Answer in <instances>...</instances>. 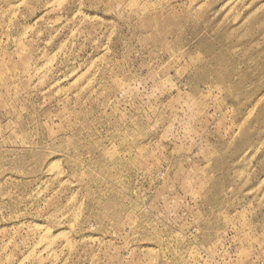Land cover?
Segmentation results:
<instances>
[{
  "label": "rangeland",
  "instance_id": "1",
  "mask_svg": "<svg viewBox=\"0 0 264 264\" xmlns=\"http://www.w3.org/2000/svg\"><path fill=\"white\" fill-rule=\"evenodd\" d=\"M0 264H264V0H0Z\"/></svg>",
  "mask_w": 264,
  "mask_h": 264
}]
</instances>
